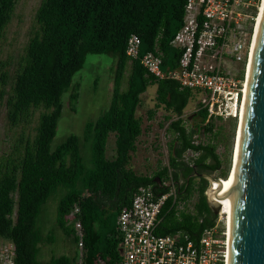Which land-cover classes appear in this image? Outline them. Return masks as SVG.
<instances>
[{
    "label": "trees",
    "instance_id": "obj_1",
    "mask_svg": "<svg viewBox=\"0 0 264 264\" xmlns=\"http://www.w3.org/2000/svg\"><path fill=\"white\" fill-rule=\"evenodd\" d=\"M19 1L0 0V39ZM185 6L186 0H41L15 73L10 75L6 61L0 70V102L5 99L6 121L15 135L10 150L0 157V238L13 242L15 264H74L77 238L68 215L77 206L85 264H95L99 255L118 263L122 256L119 213L131 205L141 186L151 184L157 193L168 190L164 182L170 176L180 197L196 196L195 207L193 212L177 214L171 199L158 232H181L196 242L215 223L216 214L205 193L208 180L195 176L221 170L220 177H228L216 144L197 137L201 131H215V118L200 107L194 115L201 124L187 126L183 114L193 91L174 78L155 76L141 62L144 54L152 52L161 57L164 72L178 67L182 51L172 40L183 24ZM131 34L141 38L137 58L126 51ZM89 53L111 57L109 105L86 123L82 136L72 133L54 146L64 95L71 91L69 105L76 111L80 83L74 76ZM150 85H156V104L148 117L152 119L156 108L163 106L169 112L165 119L170 120L167 130L173 138L167 163L146 175L137 173L130 161L143 133V118L137 111ZM111 134L114 153L108 156ZM83 142H90L88 160L82 153ZM58 189H64V194L56 226L45 233L37 221L43 205ZM59 235L70 253L42 261L41 245L54 243Z\"/></svg>",
    "mask_w": 264,
    "mask_h": 264
},
{
    "label": "built area",
    "instance_id": "obj_2",
    "mask_svg": "<svg viewBox=\"0 0 264 264\" xmlns=\"http://www.w3.org/2000/svg\"><path fill=\"white\" fill-rule=\"evenodd\" d=\"M263 0H186L183 24L172 45L182 51L179 65L164 72L159 54L147 52L143 66L157 77L176 79L182 88L199 95L209 117L239 121L243 109L248 67L252 55L257 19ZM141 38L131 34L127 54L137 58ZM211 183V182H210ZM169 189L157 193L153 186H141L131 205L121 210L117 229L121 234V258L116 264H227L228 213L223 212L216 194L205 193L211 205L219 206L215 223L206 227L195 242L181 232H158L165 219V207L193 212L195 196H179L172 177L164 182ZM222 205V204H221ZM171 208V207H170ZM77 206L68 215L75 230L74 264H85L82 222ZM14 244L0 238V264H15ZM110 257L97 256L95 264H112Z\"/></svg>",
    "mask_w": 264,
    "mask_h": 264
},
{
    "label": "rangeland",
    "instance_id": "obj_3",
    "mask_svg": "<svg viewBox=\"0 0 264 264\" xmlns=\"http://www.w3.org/2000/svg\"><path fill=\"white\" fill-rule=\"evenodd\" d=\"M40 2L41 0H20L4 36L0 39V70H2L1 63L6 61L10 75L14 74L18 67L20 56L33 30L35 12ZM111 65V57L107 55L87 54L83 69L74 76V80L80 83V96L76 111L70 109L69 95L71 91H68L64 95L65 104L58 121L54 146L72 133L82 136L86 123L95 119L108 107L113 88ZM155 88V85H150L142 94V103L137 111V115L143 118V133L139 138L137 150L132 152L130 166L139 174L153 175L158 168L167 163L169 142L173 138L172 133L167 130L170 120L165 119V115L169 112L163 106L156 108L152 119L148 117V110L155 108L156 104ZM198 96L194 95L184 109L183 116L189 127L201 124L200 117L194 115L201 107ZM214 123L215 131L213 133L199 132L197 134L198 141L215 143L217 152L223 161L222 169L228 170L230 173L239 121L215 118ZM14 137L15 135L9 129L6 121V105L5 99H3L0 102V157L4 152L10 150ZM107 147V154L111 156L114 153V134L109 136ZM82 153L86 160L90 158V142H83ZM211 175L221 178L222 173L221 170H218ZM207 180L211 184L210 180ZM63 194L64 189H58L43 205L37 223L45 233L56 226L57 207ZM70 249V246L59 235L54 243L41 245L40 259L48 261L52 255L69 254Z\"/></svg>",
    "mask_w": 264,
    "mask_h": 264
},
{
    "label": "water",
    "instance_id": "obj_4",
    "mask_svg": "<svg viewBox=\"0 0 264 264\" xmlns=\"http://www.w3.org/2000/svg\"><path fill=\"white\" fill-rule=\"evenodd\" d=\"M196 175L210 182L221 180L208 173ZM226 195L227 264H264V0L250 59L236 167ZM211 207L217 214L220 207Z\"/></svg>",
    "mask_w": 264,
    "mask_h": 264
},
{
    "label": "bare ground",
    "instance_id": "obj_5",
    "mask_svg": "<svg viewBox=\"0 0 264 264\" xmlns=\"http://www.w3.org/2000/svg\"><path fill=\"white\" fill-rule=\"evenodd\" d=\"M259 17H260V14H259ZM259 17L257 19L255 35L257 32ZM253 43H254V41H253ZM249 65H250V63H249ZM248 72H249V67H248ZM248 72H247V77H248ZM246 83H247V79H246ZM245 93H246V89H245ZM244 99H245V94H244ZM243 114H244V101H243V109L241 112V116H240L238 128H237V137L235 139V145H234V150H233V161L231 164L229 176L226 179L220 178L221 180L212 179L211 180V187L209 188V194L213 195V196L216 194V197L220 199V202H221L220 206H222L223 212L228 213V227H229V200H228V197L226 195V189H227V186H228L229 182L231 181V179L234 175V171H235V167H236L237 150H238V146H239V128H240L241 123H242Z\"/></svg>",
    "mask_w": 264,
    "mask_h": 264
},
{
    "label": "crops",
    "instance_id": "obj_6",
    "mask_svg": "<svg viewBox=\"0 0 264 264\" xmlns=\"http://www.w3.org/2000/svg\"><path fill=\"white\" fill-rule=\"evenodd\" d=\"M155 87H156V85H155ZM155 91H156V88H155Z\"/></svg>",
    "mask_w": 264,
    "mask_h": 264
},
{
    "label": "flooded vegetation",
    "instance_id": "obj_7",
    "mask_svg": "<svg viewBox=\"0 0 264 264\" xmlns=\"http://www.w3.org/2000/svg\"><path fill=\"white\" fill-rule=\"evenodd\" d=\"M205 174V173H204ZM197 176V175H196ZM207 179V178H206Z\"/></svg>",
    "mask_w": 264,
    "mask_h": 264
}]
</instances>
